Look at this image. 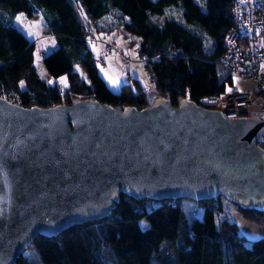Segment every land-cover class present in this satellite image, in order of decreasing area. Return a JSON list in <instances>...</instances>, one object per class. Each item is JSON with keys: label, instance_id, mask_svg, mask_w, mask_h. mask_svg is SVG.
<instances>
[{"label": "trees", "instance_id": "1", "mask_svg": "<svg viewBox=\"0 0 264 264\" xmlns=\"http://www.w3.org/2000/svg\"><path fill=\"white\" fill-rule=\"evenodd\" d=\"M19 13L42 16L54 35L57 47L41 61L53 78L66 75L65 89L38 76L35 44L13 23ZM231 25V0H0V96L23 106L91 97L118 108H142L157 91L173 105L187 98L198 103L234 85L231 70L218 60ZM90 27L102 34L121 28L139 37L136 51L146 60L148 92L136 80L117 91L107 85L88 45ZM76 65L88 83L73 70ZM259 145L264 149V134ZM183 200L201 207V217L185 213ZM151 201L122 194L104 218L56 236H36L29 246L34 255L22 254L15 264H154L152 254L163 241L174 242L175 264H264V237L247 238L229 216L234 208L264 227V209L242 207L222 195ZM143 219L148 226L140 225Z\"/></svg>", "mask_w": 264, "mask_h": 264}, {"label": "water", "instance_id": "2", "mask_svg": "<svg viewBox=\"0 0 264 264\" xmlns=\"http://www.w3.org/2000/svg\"><path fill=\"white\" fill-rule=\"evenodd\" d=\"M263 134L262 118H226L188 98L118 108L0 96V264H15L38 235L104 218L122 194L222 195L264 209Z\"/></svg>", "mask_w": 264, "mask_h": 264}, {"label": "built area", "instance_id": "3", "mask_svg": "<svg viewBox=\"0 0 264 264\" xmlns=\"http://www.w3.org/2000/svg\"><path fill=\"white\" fill-rule=\"evenodd\" d=\"M231 15L232 25L218 60L231 70L234 85L231 90L201 98L198 104L218 109L226 118L264 119V0H231ZM113 51L119 53L114 43H104L102 53L94 55L95 62L103 63ZM140 61L146 71L145 58ZM150 84L141 87L148 92Z\"/></svg>", "mask_w": 264, "mask_h": 264}, {"label": "crops", "instance_id": "4", "mask_svg": "<svg viewBox=\"0 0 264 264\" xmlns=\"http://www.w3.org/2000/svg\"><path fill=\"white\" fill-rule=\"evenodd\" d=\"M17 18L20 19V21L17 20ZM36 20L34 23L35 25L41 29L42 36L40 37V40L35 41L32 40L29 35L26 28V25L28 24V20L32 21L33 18H26L23 14H17L14 19L13 23L16 25V27L22 31L26 37L35 44L37 48L41 49V52H43L41 55H39L40 61L42 59V55L52 49H55L57 47V42L54 37V35L47 30L46 23L42 16H36ZM29 21V23H30ZM21 24V25H20ZM47 34L45 37L44 35ZM92 41L94 46L92 50L93 55H99L102 53L103 45L105 42H112L116 46L119 53H113L107 55L104 59V62L101 64H98V70L100 75L103 77L107 85L113 90L117 91L122 84H130L133 80H136L140 86L146 85L149 80V75L143 68V63L140 61V56L137 54L136 48L134 46H129V44L125 40V36L121 30L118 28L107 33L102 34L94 30L93 34H91L88 37V41ZM48 43V44H47ZM89 45V44H88ZM43 46V48L39 47ZM90 47V46H89ZM47 48V49H46ZM126 57V58H125ZM42 62V61H41ZM33 65L35 67V70L38 74V76L45 80L46 82L49 81L51 83H59L60 81H63V85L67 86V77L66 75H61L58 78H53L51 75L47 73L44 66L42 69H40L42 76L39 75V71L35 65V50H34V61ZM75 71V66L73 68ZM78 72V71H77ZM79 73V72H78ZM80 77L85 80V82H89L87 80V73L84 72V75L79 73ZM49 77V78H48ZM53 81V82H52ZM59 81V82H58ZM49 82V83H50ZM48 83V84H49ZM51 85V84H49ZM151 86V84H150ZM249 87H252V85L248 84ZM157 97V96H155ZM154 97V98H155ZM229 216L232 221L236 223L238 226L240 232L245 235L249 239H256L260 237H264V227L262 225H259L257 223H254L250 220H247L244 218L237 210L234 208L229 209Z\"/></svg>", "mask_w": 264, "mask_h": 264}, {"label": "rangeland", "instance_id": "5", "mask_svg": "<svg viewBox=\"0 0 264 264\" xmlns=\"http://www.w3.org/2000/svg\"><path fill=\"white\" fill-rule=\"evenodd\" d=\"M172 15L178 21L180 20L178 11H175ZM32 18H33L32 21L28 20V24L26 25V28H27L29 37L32 40L38 41V40H40V37L42 36V31L39 28V26L37 27L35 25L34 22L36 20H39V19H36V17H32ZM163 18L164 17H161V19H163ZM17 20L20 21L19 18H17ZM29 21H30V23H29ZM118 29L123 32V34L125 36V40L129 44V46H131V47L134 46L136 48V50H137V45H138V42L140 41L139 37H135V36L129 35L128 33H126L121 28H118ZM46 35L47 34H45L44 36L47 37ZM105 43H109V41L105 42ZM88 44H89L90 48L93 49V46H94L93 42L89 40ZM39 47L43 48V46H39ZM40 53L42 54L43 52H41V49L37 48V46H36V49H35V65H36V67H37V69L39 71L38 72L39 75L42 76V73H41L40 69H42L43 64L40 61V58H41V56L39 57V55H41ZM75 69L79 73H81L82 75H84V72H86L79 65H76ZM47 80H48L47 83H49L50 82L49 79H47ZM87 80H88V77H87ZM61 82H63V81H60L59 83H57V82L51 83L50 82L49 84H51V85H55L56 84L59 88H62V89L64 88L65 89L67 86L63 85V83H61ZM158 94L159 93L157 91H152L150 93V95H149L150 102ZM150 102H149V104H150ZM151 202H152L153 205H157L159 203V201H157V200H152ZM182 206L184 208L185 213L190 211L193 216L195 215V216L201 217V215L203 213V209L201 207H199L196 203H193V202H190V201H187V200H183L182 201ZM140 225L142 227H145V226H148L149 224H148V222L146 220L143 219V220L140 221ZM23 255L24 256H29L31 258L34 255L33 254V250L29 247V248H27V250H25L23 252ZM152 262L154 264H168V263L175 264V263H177V249L175 247L174 242L173 241H163V243L160 245L159 249L157 251L153 252V254H152Z\"/></svg>", "mask_w": 264, "mask_h": 264}, {"label": "snow or ice", "instance_id": "6", "mask_svg": "<svg viewBox=\"0 0 264 264\" xmlns=\"http://www.w3.org/2000/svg\"><path fill=\"white\" fill-rule=\"evenodd\" d=\"M229 90H231V89H229Z\"/></svg>", "mask_w": 264, "mask_h": 264}]
</instances>
